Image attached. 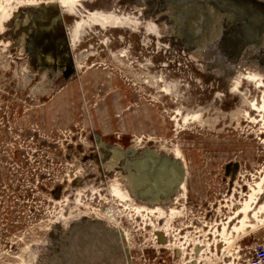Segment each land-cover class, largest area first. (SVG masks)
Here are the masks:
<instances>
[{
    "label": "rangeland",
    "instance_id": "rangeland-1",
    "mask_svg": "<svg viewBox=\"0 0 264 264\" xmlns=\"http://www.w3.org/2000/svg\"><path fill=\"white\" fill-rule=\"evenodd\" d=\"M70 1L0 0V264H71L95 223L127 264H248L264 248V0ZM207 2L224 15L202 61ZM174 162L156 191L177 213L136 209Z\"/></svg>",
    "mask_w": 264,
    "mask_h": 264
},
{
    "label": "bare ground",
    "instance_id": "bare-ground-1",
    "mask_svg": "<svg viewBox=\"0 0 264 264\" xmlns=\"http://www.w3.org/2000/svg\"><path fill=\"white\" fill-rule=\"evenodd\" d=\"M201 1H203V0H201ZM112 12H109V11L108 12H104V11H101V10H95L93 12V15H95L97 18H100V19L101 18H105L109 23H111L113 25H116L117 23H128L129 20H131V19H129L130 17H127V16L120 17V16H117L116 14H114ZM223 15H224L223 12L214 10V8L211 7V4H209V2H207L206 6L203 8V16H204V19H205V25H204V29H203L200 37L197 39V41L195 43L194 50L192 51L193 58L198 59V60H202V61L211 60V58H212L211 56L214 53V44H215V41H216L218 35L221 33V30H222V25H223L222 24V22H223V20H222L223 17L222 16ZM90 16H92V15L90 14ZM91 18H93V16ZM136 22H138V21H136ZM130 23H131V21H130ZM123 26H124V24H123ZM128 26H130V25H128ZM258 43L260 44V46L261 45H264V32L262 33V36H261L260 41ZM258 43L251 44V45L252 46H257ZM251 45L249 44L248 46H246L244 48V50L242 51V54L240 56V59H239L237 65H236V69H235L236 75H235V78L237 80H240V76L242 74L241 71H242V68H243V60L246 58V56H248V53H249V50H250V46ZM253 68L254 69H252V70L251 69L250 70H247V77H249V78L259 77L260 78L263 75V72L259 68L256 67V64L255 63H253ZM235 78L234 77H229L228 80H227L228 83L230 84V88H232V90L234 89V85L236 83V79ZM256 83H257V81H256ZM168 165H166V164H160L157 167L156 176L155 175L154 176L157 177V178H159V179H162V178L167 177L168 174H169ZM183 170H184V168L182 169V171ZM127 178H128V176H127ZM148 178H149L148 175H145L142 178H140V181H141L140 184H142V185L146 184ZM114 179H116V178H114ZM127 185L128 186L125 187L126 189H128V187H129V184H127ZM126 189H125V193H127V195L126 194H124V195H126V198H127V196H130V194H129L130 193V188H129V192H127ZM155 191L152 194H150V196L148 198L143 199V200H139V201L137 200L138 201V204H137L138 205V208H136V209L145 208V209H148V210H157L158 215H163L164 208L165 207H167V208L169 207L171 209V211H174V212L177 213V211H175L173 209V205L176 203V201L174 199H172L171 197H169L168 195L165 196V197H160L158 195L157 191L156 192ZM170 191L171 192H174L176 194L182 193V191H184V181L182 180L175 187H173ZM169 208H168V210H169ZM150 213H151V211H150ZM172 215H170V216H172ZM107 223H108V221H107ZM108 225H110V224H108ZM108 225L106 224L105 226H108ZM105 226L104 225H100V227H102V228H106ZM82 233L83 234H81V239L83 241L85 240L84 242H89L93 238V233H91L90 230L89 231H83ZM116 243L115 244L114 243L113 244L111 243V245L110 244H107V245H100V244H98L96 246L95 245L92 246L93 249L94 248H97V249H103V250H105V254L99 256V263H97L98 260L93 259L91 261H86V262L77 263V264H127L126 260L125 259H122V255H120V254L117 253L116 249L119 248V245L116 244ZM81 253L83 255L86 254V252H81Z\"/></svg>",
    "mask_w": 264,
    "mask_h": 264
},
{
    "label": "water",
    "instance_id": "water-1",
    "mask_svg": "<svg viewBox=\"0 0 264 264\" xmlns=\"http://www.w3.org/2000/svg\"><path fill=\"white\" fill-rule=\"evenodd\" d=\"M197 19L198 18H196L193 21L194 25H196ZM169 169L171 171L170 178L168 180H165V181H160V180L153 181L151 183V185L148 187L149 192H151L153 190H159L160 194L164 195L167 193V190L171 186L175 185V183L181 177L180 165L178 163L174 162V163L170 164ZM91 228L95 231V236L91 240V242H84L81 239L82 232H80V233L78 232L75 234L76 246H75L74 252L71 255V264L83 263L86 261H91L93 259H98L100 255L105 254V250H103V249H97V248L93 249L92 246H94V245L95 246L98 244L107 245L110 243L115 244L117 242L116 241V238H117L116 234L113 233V231L110 230L109 228H102V227H100L99 223L93 224L91 226ZM81 252H86V254L83 255Z\"/></svg>",
    "mask_w": 264,
    "mask_h": 264
},
{
    "label": "built area",
    "instance_id": "built-area-1",
    "mask_svg": "<svg viewBox=\"0 0 264 264\" xmlns=\"http://www.w3.org/2000/svg\"><path fill=\"white\" fill-rule=\"evenodd\" d=\"M139 264H151L150 259L144 256L143 261L140 262ZM158 264H166L165 259L162 258V261L158 262ZM248 264H264V248L263 247L258 248L254 251V254L252 255Z\"/></svg>",
    "mask_w": 264,
    "mask_h": 264
}]
</instances>
